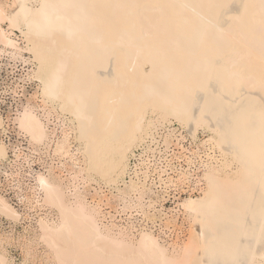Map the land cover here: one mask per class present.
Listing matches in <instances>:
<instances>
[{
    "label": "bare ground",
    "instance_id": "bare-ground-1",
    "mask_svg": "<svg viewBox=\"0 0 264 264\" xmlns=\"http://www.w3.org/2000/svg\"><path fill=\"white\" fill-rule=\"evenodd\" d=\"M5 53L29 54L35 66L42 105L15 122L52 162L37 172L15 148L0 166L18 177L20 207L43 212L25 235H0V264H15L13 241L26 249L22 264L40 248L48 264H264V0H0ZM52 111L69 122L60 135ZM200 130L208 139L187 149ZM157 136L165 150L192 153L190 166L201 149L207 157L200 194L177 211L189 237L172 251L134 223L104 222L111 199L130 218L163 211L149 183L166 172L156 167ZM8 159L0 139V165ZM177 173L168 182L193 178ZM0 216L17 225L30 214L0 192Z\"/></svg>",
    "mask_w": 264,
    "mask_h": 264
},
{
    "label": "rangeland",
    "instance_id": "rangeland-1",
    "mask_svg": "<svg viewBox=\"0 0 264 264\" xmlns=\"http://www.w3.org/2000/svg\"><path fill=\"white\" fill-rule=\"evenodd\" d=\"M3 27L5 29H7L8 25L4 24ZM16 33H17V35H20L19 32H16ZM18 42L21 45H24L21 38L20 39L18 38ZM34 68H35V66H34L29 54L28 55L24 54L23 58L22 57H20V58L19 57H16V58L13 57L12 58V56H10L6 53L0 54V115H2L3 118L5 119V122L7 124L6 127L9 126V128H8V130H9L8 131V139H6V137L3 136L5 134H7V131L3 132L0 130V139L3 142H5L9 148V159L6 162H4L3 166L0 165L1 166V172L4 171L6 165L9 166L8 162H10V157L12 155H14L13 150L15 148H18L17 150H22L23 158L25 161L24 164L28 167V162H29L31 164V167L33 169L35 168L36 170L35 169L34 170L37 172L38 171L39 172L40 171H42V172L46 171V169H45L46 165L45 164L52 162V158L49 156V154L45 153L44 149L43 150L42 149L34 150V148H32L29 145L28 140L20 133V131L16 125V122H15V118H16L18 112L20 110H22L23 107L28 106V104H30L32 106L42 105L40 98H38L39 97V93H38L39 92V86H38L39 83L36 80H33L29 77V74H32ZM57 114H58V112H56V111H52V113H51V115H52L51 116V121H52L51 127H52V129H55L56 134L60 135L61 132H63V130L69 129V122L64 121V119L58 117ZM176 128H180V127L178 125H176ZM6 130H7V128H6ZM180 132H182V129L180 130ZM184 134L186 135V133H184ZM208 135L209 134L207 132L200 130L198 133V136H197V140L194 141L191 137L187 136V140L185 141L184 144H185L187 149H189L191 151L196 150L197 145H199L202 141L208 139ZM6 141H9L8 143H10L11 146ZM11 152L13 154H11ZM140 152H141V149H139L137 151V155L141 154ZM182 152L183 151L180 148L175 146L173 157H172V162H173L174 169H175L174 173L176 176L175 179H177V174H178L177 172H180L182 169H187V168L190 170L193 177L195 175L201 176L202 172L204 170L202 167V158L204 161L207 160V157L205 156V153H204L205 150L201 149V151L199 152L200 153L199 157H197V158L192 157L193 163H191V166L189 165L188 157H190V155L192 153L185 151L184 156H183L181 154ZM217 154H219V153H217ZM162 158H164V157L162 156ZM134 163H135V160H132V162H131L132 166L131 167L134 166ZM0 175H3L8 182H13L16 185L18 184V177H14V178L7 177L3 173H0ZM82 184H81L82 189H84V186L88 187V184H85V183H82ZM91 186L96 187L95 184H92ZM88 188L90 189V187H88ZM106 194L109 195L108 192H106ZM195 196H198V195H195ZM187 197H189V196H187ZM187 197H185V198H187ZM185 198H183L180 202H182ZM113 200L114 199H111L110 203H112V202H113L112 204L116 203V205L118 206L119 202L113 201ZM11 202H13V201L11 200ZM110 203H109V205H110ZM167 206L169 207V205H167ZM118 208H120V206ZM119 210H121V209H119ZM121 212H122V210H121ZM122 213H124L125 215L128 214L127 212L126 213L122 212ZM136 213H138V212H136ZM180 215H182V214H180ZM183 217H184V219L186 218L185 216H183ZM24 218L25 219H22V221L19 224L14 225V224H11V222L8 221L5 217L0 216V221L1 222L4 221V222H7L9 225H12L13 230L15 229V227H17V229H15L14 233H13V231L8 232L7 230L4 229V226H2L0 223V235H3V233H7V234L11 235L14 239H17L19 236L23 235L24 234V227H26L30 222L29 220H27L28 219L27 216H25ZM145 219H147V218H145ZM168 219L171 221V224H174L175 220L172 219V217H170ZM152 220H154V219L149 218V221H152ZM169 220H167V221H169ZM185 220L187 221L188 228H189V220H187V219H185ZM187 223H186V225H187ZM188 231H189V229H188ZM188 237H189V232H188L187 237L173 236L172 238L164 237L163 239L162 238L161 239L164 241V244L169 248V250L172 251V249L170 248V247H172L171 245H174L176 243L182 244L184 241H186L188 239ZM12 244H13L14 250L12 253H10L8 250V253H9L10 257H13L12 259L15 262V264H22V262L24 261V258L26 256V249H24L21 245L19 246L18 243H14V241L12 242ZM35 254L36 255H39V254L42 255L43 254L42 248L39 249V254L38 253H35ZM36 255H34L33 261L30 260V262L28 264H48L45 262L44 259L42 261V258L40 256H36Z\"/></svg>",
    "mask_w": 264,
    "mask_h": 264
},
{
    "label": "built area",
    "instance_id": "built-area-1",
    "mask_svg": "<svg viewBox=\"0 0 264 264\" xmlns=\"http://www.w3.org/2000/svg\"><path fill=\"white\" fill-rule=\"evenodd\" d=\"M7 128V134L3 135L8 139V128ZM178 129V128H176ZM164 131V130H163ZM161 134V131H160ZM157 142L156 144H160V147L158 148L160 151V154H157V161H156V167L166 171L165 173L161 174V178L159 174L153 172L151 174V178L149 179L150 188L159 196L165 198L164 202V208L163 211L157 214L158 219L149 221L144 218L142 214L134 213L133 217L130 218L129 216L125 215L124 213L119 210L118 206L115 204L112 205H106L103 207L104 211V222L110 223L111 221H115L118 224H127V223H134L137 230H149L154 232L157 236H160L162 239L164 237L172 238L173 236L176 237H187L188 235V223L184 219V217L180 214H177V211L179 209V202L189 196V195H199L202 184L196 183L195 181L198 179V175H195L190 182H187L185 185H179L171 182H168V179H172L174 181L175 176V169L172 162V157L174 153L175 145L172 143L168 150H165V147H163V139L159 136L156 138ZM7 143L9 141H6ZM10 146L11 144L8 143ZM11 154H13L11 152ZM162 156L164 158H162ZM14 155L10 157V161L13 160ZM35 169V168H34ZM36 170V169H35ZM142 172L139 174L141 175ZM131 176L133 174L129 172ZM129 178V176H128ZM2 179V180H1ZM167 181L165 183L164 181ZM129 180V179H127ZM98 187V186H97ZM0 192L4 193L7 197H9L13 202V204L20 209L22 212L23 210L30 214V217L28 218L29 221H32L33 223L36 221L38 216L42 215L43 212L36 210L29 209L27 204H22L23 207H20L18 200L16 199V184L13 182H8L3 175H0ZM92 193L94 194V190L92 189ZM92 197V194L90 198ZM169 205V207L167 206ZM114 217V218H112ZM172 217V219L175 220V224L167 223V219ZM1 225L4 226V229L8 232L13 231L15 232V229L13 230L12 225H9L7 222H1ZM187 223V225H186ZM8 250L10 253L13 252V245L8 247Z\"/></svg>",
    "mask_w": 264,
    "mask_h": 264
}]
</instances>
